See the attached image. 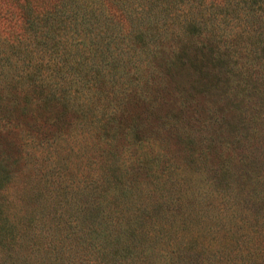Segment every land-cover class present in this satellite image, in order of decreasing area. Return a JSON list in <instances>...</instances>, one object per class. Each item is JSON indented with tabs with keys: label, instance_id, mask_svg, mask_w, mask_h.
I'll list each match as a JSON object with an SVG mask.
<instances>
[{
	"label": "trees",
	"instance_id": "1",
	"mask_svg": "<svg viewBox=\"0 0 264 264\" xmlns=\"http://www.w3.org/2000/svg\"><path fill=\"white\" fill-rule=\"evenodd\" d=\"M230 92L261 142L264 0H0V264H264V168L204 107ZM181 116L205 127L199 159L168 155L198 144ZM69 133L85 153L73 175ZM19 167L37 183L14 194Z\"/></svg>",
	"mask_w": 264,
	"mask_h": 264
},
{
	"label": "rangeland",
	"instance_id": "2",
	"mask_svg": "<svg viewBox=\"0 0 264 264\" xmlns=\"http://www.w3.org/2000/svg\"><path fill=\"white\" fill-rule=\"evenodd\" d=\"M115 72L116 71H114V69L110 70V69L105 68L103 70V74L106 75V77H109V75H110V77L108 79H105V83L99 88L100 91H104V92H102V96H101L102 101L97 102V105H101L102 103L103 104L105 103L106 105L105 104L104 105L107 108L106 110L109 109V107H107V106H112L114 104H117V102H115V100L118 98L117 91H118L119 86L117 85L116 82H114V80L116 79V77L119 76V74L115 73ZM180 74H177V81L172 82V84H171L172 88L176 89L180 83L185 85L184 81H186V75L187 74L185 71H181ZM104 78H105V76L103 77V79ZM187 79H189V77ZM224 88H225L224 85L220 87L219 94H222V92H224ZM7 93H8V91H2L1 92V94L4 96H6ZM92 95H94L93 99H95L94 97L99 96L98 90L94 89V91L92 92ZM76 96H79V93ZM228 97H229V99L227 101H225L223 99L219 101L218 96L214 93L210 94L209 96H205L204 100L207 102H206L204 107H207L209 109L211 115L214 114L218 109L224 110L221 122L223 123V126H224L223 132H224V138H225L226 142L229 143V140L231 139V135L233 132L240 131V133L238 132L239 133L238 135H239V138L241 139V145H240V147H236V145H235L234 147L236 149L234 150V152L235 153H246V152H248V154L250 152H252V154H254L256 157H259V159H260V162L257 165L260 166L261 168H264V140L263 139L260 140L262 143L261 142H259V143L253 142L254 136H253V132H252L253 130L251 128L247 129V136H245L246 131H244V128L247 127V125L245 123H243V124L238 123V121L242 120L243 116H241L239 112H233L228 107V106L233 105V104H236V105L240 104L239 102L241 101V95H236V98H235L234 93L230 92L228 94L227 98ZM200 98L201 97L198 98V101ZM6 101H7L6 103L8 104L9 103L8 100H6ZM0 117L5 118V117H7V115L6 114H3V115L0 114ZM231 117H233L234 119H231ZM180 118H181L182 123H180L178 125V127L179 128H183V127L189 128L191 126L190 131L194 135V142L198 143V144L197 145H193V144L188 145L189 143L188 144L186 143L187 140L179 139L180 141H175L172 139V140H170V146H169L168 151H167L168 155L175 153L174 151H177V152L183 151V154L185 156L187 154V160H188L189 155L191 153L195 152V155L199 159L201 154H200V152H196L195 150L199 146V142L207 137V133L204 130L200 129V127L201 128H205V127L199 126V124L195 125V127H194L193 126L194 120H190V116H181ZM203 118H204L203 115L199 116V119L203 120ZM70 119L71 118L69 117L68 114H64L61 117L59 123L66 127L69 124ZM186 119H188V120H186ZM202 120H200V122ZM73 123L75 124V122H73ZM254 126L256 128H260L261 126H264V122H260V121L256 122L254 124ZM79 133H80V129H79ZM78 142H79V140L74 139L73 133H69L68 136H66V138H64L62 140V147H67V148L74 147L75 151L78 153V154H76L75 152L69 153V158H70L69 164H70V166L66 165V168L69 169V171H71V173L69 175H73L74 172H76V171H74V168L81 171L82 164L84 163L85 153H84V150L82 148V145L80 143L78 144ZM12 148L13 147H7L6 149H9L8 154L14 157L13 150H11ZM105 159H106V156L103 158L100 157L99 158L100 161H98V163L102 164V162H103L104 166L109 165V164H107L108 162H106ZM67 161H68V159H66V164H67ZM216 161H219V157L217 159H214L211 163L214 164ZM48 163H49V161H48V156H47V159L44 160V162L41 166H45ZM192 165L197 166L195 163H192ZM19 168L24 170V171L26 170L27 173L25 172L22 175H20L18 177V179L16 180V183H13V185H14L13 186V193L14 194L15 193L19 194L22 186L23 185L25 186V184H30L31 187H34L32 185L37 183L36 177L34 178V180H32L33 175L29 170H27L23 167H19ZM108 174H109V176H112V175L117 174V171L114 169L113 170L111 169ZM42 187H43L42 184L39 185V187H38L40 193L43 192V190L41 189ZM44 213L48 214L47 212H44ZM42 231L44 233V235H43L44 237L49 236V232H48L46 226H42Z\"/></svg>",
	"mask_w": 264,
	"mask_h": 264
}]
</instances>
